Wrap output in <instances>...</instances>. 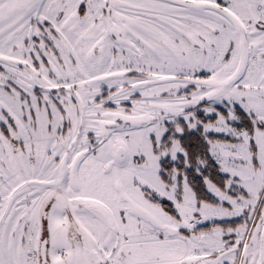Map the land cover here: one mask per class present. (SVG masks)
Instances as JSON below:
<instances>
[{
  "label": "snow or ice",
  "instance_id": "obj_1",
  "mask_svg": "<svg viewBox=\"0 0 264 264\" xmlns=\"http://www.w3.org/2000/svg\"><path fill=\"white\" fill-rule=\"evenodd\" d=\"M0 264H264V0H0Z\"/></svg>",
  "mask_w": 264,
  "mask_h": 264
}]
</instances>
